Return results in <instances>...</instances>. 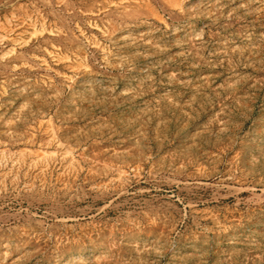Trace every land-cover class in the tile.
Wrapping results in <instances>:
<instances>
[{
    "label": "rangeland",
    "instance_id": "1",
    "mask_svg": "<svg viewBox=\"0 0 264 264\" xmlns=\"http://www.w3.org/2000/svg\"><path fill=\"white\" fill-rule=\"evenodd\" d=\"M0 264H264V0H0Z\"/></svg>",
    "mask_w": 264,
    "mask_h": 264
}]
</instances>
